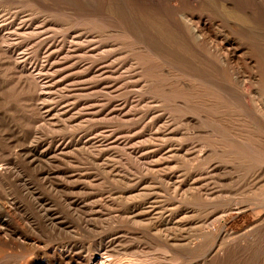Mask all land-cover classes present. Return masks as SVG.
<instances>
[{"label":"rangeland","instance_id":"374dc122","mask_svg":"<svg viewBox=\"0 0 264 264\" xmlns=\"http://www.w3.org/2000/svg\"><path fill=\"white\" fill-rule=\"evenodd\" d=\"M250 7L248 0H0V28L5 27L6 31L2 32L10 34L11 30L12 35L15 28L6 29L10 25L25 30L20 37L14 33L15 39L9 37V43L14 39L10 43L12 46L0 42V88L9 77L17 78L12 68L14 66L19 70L15 64L28 69L32 67L38 72L33 71L37 83L41 81L43 86L47 84L50 87L46 91L32 93L28 90L25 93L33 98L37 116L41 117L32 130L22 123L26 117L20 120L15 114L16 110L22 116L27 114L26 107L20 106L16 98H6L0 91V168L5 171L3 183L33 220L31 227L21 229L22 236L31 242L21 239L23 243H12L0 239V264H92L99 257L97 248L102 241L115 237L123 240V244H129L131 250L125 255L123 251H119L118 255L111 254L113 259L117 256L129 259L130 256L148 264H170L172 260L182 264H200L197 258H187L182 246H175L177 257L173 259L171 252L165 249L168 253H164L161 246L163 239H157L149 231L154 222L156 225L161 222L159 227L163 229V223L172 217L176 223L190 222L197 214L192 209L198 210L199 206L201 209L198 212L211 220L222 211L221 208H232L224 216L222 214L218 222L214 220L211 227L225 226L229 235L224 240L232 245L246 231L250 233L247 236L251 240L256 232L252 227L258 224L256 229L262 234L258 236L261 245L257 241L255 250L251 254L245 253L239 264H264V221L259 224V217L264 219V210L258 209L256 214L252 206L244 209H237L238 205L229 206L230 203L243 202L241 196L234 198L235 193H231L227 180L231 176L229 168H232V173L241 175L243 172L236 167L237 160H220L215 155L204 158L205 153L219 154L218 151L222 150V147L217 149L208 145L209 137L221 132L216 131L219 113L210 116L211 119L204 110L208 108H200L196 113L177 114L178 111L170 104L158 102L160 98L136 83L140 79L139 72H144L141 59L150 57L149 71L155 69L154 76L166 88L192 81L202 93L212 92L209 93L212 101L216 98L228 104L229 116L225 119L246 130L232 131V135L255 136L248 142L239 140L237 146L254 147L253 154L262 155L261 162L250 161L252 165L248 167L256 169L259 163L263 169L258 173L263 174L264 90L246 80L242 73L252 74L254 71L250 65L253 58L264 57V17L252 15ZM192 29L197 33L212 34L211 37L221 44L232 42L237 54L232 60L234 69L230 70L229 78L224 77L220 69L199 60L195 43L189 37ZM18 60H22L21 63ZM37 67L42 70L38 71ZM149 108L153 114L145 116ZM160 116L167 117L169 124H154ZM233 137H230L231 142H234ZM41 141L54 146L55 156L50 159L40 157L41 161L32 167L27 154L35 143ZM46 169L53 172L57 187L39 183ZM236 173L233 175H238ZM173 181L180 182L182 188L175 186ZM195 188L207 190L211 197L199 206L178 202L182 195L191 193ZM4 191L0 187V196L4 195ZM86 193L99 194L98 198L113 202L118 208H105L103 218L90 219L83 209L68 208L70 201L84 198ZM260 194L264 196V187ZM37 197L54 214L55 222L59 226L65 225L68 230L45 228L48 221L43 217ZM174 209H177L176 214ZM121 213L123 219H117ZM179 234L180 231H176L170 237L179 239ZM66 242L75 246L73 254L68 255L70 259H62L57 252ZM137 246L141 248L136 250ZM143 251L146 253L142 256L140 253L143 254Z\"/></svg>","mask_w":264,"mask_h":264},{"label":"bare ground","instance_id":"6f19581e","mask_svg":"<svg viewBox=\"0 0 264 264\" xmlns=\"http://www.w3.org/2000/svg\"><path fill=\"white\" fill-rule=\"evenodd\" d=\"M251 7V14L254 16H261L264 17V4H262V2H264V0H248ZM121 3V2H120ZM129 3V2H128ZM206 3V2H205ZM102 4V3H101ZM148 4V3H147ZM157 4V3H156ZM214 4V3H213ZM103 5V4H102ZM108 5V4H107ZM109 6V5H108ZM231 6V5H230ZM110 8V7H109ZM204 8V7H203ZM106 9V8H105ZM228 9V8H227ZM109 10V9H108ZM206 10V9H205ZM140 11V10H139ZM227 11V10H226ZM240 11V10H239ZM244 11V10H243ZM112 12V11H111ZM110 12V13H111ZM131 12V11H130ZM143 12V11H142ZM224 12V11H223ZM235 12V11H234ZM249 12V11H248ZM34 13V12H33ZM32 13V14H33ZM161 13V12H160ZM183 13V12H181ZM202 13V12H201ZM199 13V14H201ZM239 13V12H238ZM184 14V13H183ZM237 14V13H236ZM240 14V13H239ZM242 14V13H241ZM28 15V14H27ZM113 15V14H112ZM147 15V14H146ZM181 15V14H180ZM188 15V13H187ZM64 16V15H63ZM182 16V15H181ZM238 16V15H237ZM125 17V16H124ZM236 17V15H235ZM119 19V16H118ZM187 19V18H186ZM190 19V18H189ZM259 19V18H258ZM122 20V19H121ZM243 20V19H242ZM259 21V20H258ZM49 22V21H48ZM128 22V21H127ZM184 22V21H183ZM188 22V21H187ZM198 22V21H197ZM112 23V22H111ZM139 23V22H138ZM12 24V23H11ZM62 24V23H61ZM136 24V23H135ZM231 24V23H230ZM125 25V24H124ZM133 25V24H132ZM140 25V24H139ZM192 27L193 24L191 23ZM200 25V24H199ZM203 26V25H202ZM232 26V25H231ZM174 27V26H173ZM188 27V26H187ZM217 27V26H216ZM5 27H1L0 28V37L1 40L0 42L3 43H8L9 45H11V41L15 39L14 35L16 36H22L24 35V31L23 29H21L20 27H13L12 25H10V27L6 26V29H13V33L11 35V30H10V34H5L2 31L4 30ZM17 28V29H16ZM120 28V27H119ZM207 30L209 29L208 26L206 27ZM72 30V29H71ZM103 30V29H102ZM122 30V29H121ZM5 31V30H4ZM81 31V30H80ZM100 31V30H99ZM114 31V30H113ZM128 31V30H127ZM252 31V30H251ZM6 32V31H5ZM116 32V31H114ZM226 32V31H225ZM26 33V32H25ZM145 33V31H144ZM179 33V32H178ZM203 33V34H202ZM200 32L197 33V31H195L194 29L189 31L190 34V38L192 39L191 42L195 43L196 49L198 51L199 55V60H204L208 66H213L214 69H217L221 71V74L226 77L229 78L230 77V70L234 69V65L232 64V60L235 56L236 50L235 48L229 43H218L215 39H213L211 37V35H207L204 34V32ZM28 35V33H26ZM25 34V35H26ZM93 34V33H92ZM31 35V34H30ZM35 35V34H34ZM110 35V34H109ZM179 35V34H178ZM13 37L14 39H12L9 43V37ZM111 36V35H110ZM187 36V35H186ZM105 37V36H104ZM119 37V36H118ZM128 37V36H127ZM184 37V36H182ZM124 38V37H122ZM185 39V38H184ZM222 39V38H221ZM261 39V38H260ZM19 40V38H18ZM138 40V39H137ZM126 42V41H125ZM152 42V41H151ZM228 42V40H227ZM263 42V41H262ZM261 42V43H262ZM16 43V42H15ZM24 43V42H23ZM119 43V42H118ZM20 44V43H18ZM136 44V43H135ZM146 44V43H145ZM148 44V43H147ZM151 45V44H150ZM189 45V44H188ZM8 46V45H7ZM12 46V45H11ZM16 46V45H15ZM14 46V47H15ZM22 46V44H21ZM25 46V44H24ZM23 46V47H24ZM137 46V45H136ZM149 46V45H148ZM158 46V45H157ZM165 46V45H164ZM263 46V43H262ZM6 47V45H5ZM10 47V46H9ZM9 47H7V50L9 49ZM18 47V46H17ZM106 47V46H105ZM104 47V48H105ZM124 47V46H123ZM126 47V46H125ZM143 47V46H142ZM162 47V46H161ZM20 48V47H19ZM112 48V47H111ZM151 48V47H150ZM251 48V47H250ZM18 49V48H17ZM22 49V48H21ZM115 49V48H114ZM129 49V48H128ZM148 49V48H147ZM3 50V49H2ZM112 50V49H111ZM170 50V49H169ZM173 50V49H172ZM171 50V51H172ZM179 50V49H178ZM1 51V50H0ZM4 51V50H3ZM129 51V50H128ZM131 51V50H130ZM136 51V50H135ZM152 51V50H151ZM170 51V52H171ZM180 51V50H179ZM189 51V50H188ZM5 53L6 50L4 51ZM123 52V51H122ZM145 52V51H144ZM153 52V51H152ZM240 52V51H239ZM197 53V52H196ZM174 54V53H173ZM7 55V54H6ZM114 55V54H113ZM112 55V56H113ZM163 55V54H162ZM168 55V54H167ZM171 55V54H170ZM10 56V55H9ZM117 56V55H116ZM169 56V55H168ZM188 56V55H187ZM260 56V55H259ZM15 57V56H14ZM21 57V56H20ZM137 59V56H135ZM179 57V56H178ZM22 58V57H21ZM150 58V57H149ZM147 57L144 58H140L141 59V63L143 64V73H140V79L138 78L136 80L137 86H141V88H146L148 90H150V92L152 94H154V96L160 98V100L158 102H161L163 104L164 103H168L171 105V107L175 108L179 114V112L181 114H185L188 112L193 113V112H197L200 108H208V109H204L207 112V117L209 119L210 116H214L217 113L218 117H220V120H218V127L216 128V131H221L219 132L216 136L213 137H209L210 139H208V145L211 147H215L218 149V147H222V150L218 151L219 154L216 152H211L210 154L205 153V157L208 156L209 158L213 155H215L217 158H219L220 160H230L231 158L237 160V166L238 169L243 172H241L239 175V173H232V168H229V172L231 176L228 177V181H229V187L231 190V193L234 192L235 194L233 195L234 198L237 196H241L243 198V202L240 203H230L229 206L232 205H238L237 209H244V208H249V207H253L256 214L259 213L258 209H262L264 210V196H261L260 194V190L263 189L264 187V173L263 174H259L258 170H262L263 167L261 166L259 169L258 168V164L255 166V168L253 167H248L252 165V162H256V161H260L261 162V158L262 155L258 154V155H254L253 154V148H248L245 145H241V146H237V142H239V140H243L244 142H248L250 140H252L251 138H253V136H242V134H233L232 135V131H246L245 129H242L240 127V125L238 126V124H233L231 123L229 120H226L225 118L228 117V107L227 105L221 100H211L209 98V93L212 92H208V94H206V92L202 93V91L199 90V86L197 84H195L194 82L190 81V82H181V86H179V84L177 85V87H172V88H166L165 85H163V83H160V80L154 76V74L156 73V70L153 69L151 71H149L150 66H151V59H149ZM163 58V57H162ZM181 58V57H180ZM186 58V56H185ZM195 58V57H194ZM264 58V57H262ZM260 58H253V63L250 65V67H252L253 69V73L252 74H247L246 72H243V76L246 80H248L250 83H255L256 85H258L257 87H262V89L264 90V60ZM131 59V58H130ZM170 59V58H169ZM197 59V58H196ZM129 60V59H128ZM168 60V59H167ZM171 60V59H170ZM198 60V59H197ZM21 63L22 60H18V63ZM135 61V60H134ZM156 61V60H155ZM239 61V60H238ZM130 62V61H129ZM180 62V61H179ZM198 62V61H197ZM24 63V62H22ZM137 63V62H135ZM134 63V64H135ZM163 63V62H162ZM190 63V62H188ZM240 63V62H237ZM6 64V62L4 63ZM15 64V63H14ZM132 64V63H131ZM156 64V63H155ZM3 65V64H2ZM17 65L16 67H19V70L14 66H12V68H14L16 74H17V78L16 77H9V79L1 86V94L6 95V98H16L17 102L20 106L22 107H26L27 111L25 113V115H20V111L16 110L15 114L20 118L22 117H26L25 119H23V124H26L29 128H31V130L35 127V125L40 121L41 117L37 116V110L36 107L34 108L33 106V98L31 97V99L29 97H27L25 95L26 92H28V90H30L32 93H36L38 90L40 91H46L47 89H50V87L46 85L43 86V82L40 81V83H37V80L35 78V75L33 73L32 67L30 69H28L26 66L24 65ZM118 65V64H117ZM161 65V63H160ZM165 65V63H164ZM189 65V64H188ZM140 66V65H139ZM172 66V65H169ZM196 66V65H194ZM38 71L39 70V67ZM114 68V67H113ZM137 68V67H136ZM158 68V67H157ZM174 68V67H173ZM194 68V67H193ZM35 69V68H34ZM105 69V68H104ZM168 69V68H167ZM199 69V68H197ZM10 70V69H9ZM119 70V69H118ZM136 70V69H135ZM137 70H140L139 68ZM142 70V69H141ZM37 72V71H36ZM13 73V72H12ZM26 73V74H25ZM38 73V72H37ZM134 74V72H132ZM161 73V72H160ZM36 74V73H35ZM108 74V73H107ZM138 74V73H137ZM135 74V76L137 75ZM215 74V73H214ZM9 75V74H8ZM157 75V74H156ZM195 75V74H194ZM37 76V74H36ZM138 76V75H137ZM151 77V78H148ZM169 76V75H168ZM197 76V74H196ZM215 76V75H214ZM242 76V77H243ZM39 77V76H38ZM139 77V76H138ZM177 77V75H176ZM128 78V77H127ZM126 78V79H127ZM134 78V77H132ZM137 78V77H136ZM188 78V77H187ZM190 78V77H189ZM201 78V77H199ZM206 78V77H204ZM4 80L6 79V76L3 78ZM135 79V78H134ZM133 79V80H134ZM183 79V77H182ZM192 79V78H191ZM190 79V80H191ZM167 81V80H166ZM174 81V80H173ZM180 81V80H179ZM120 82V81H119ZM141 82V83H140ZM1 83V82H0ZM134 83V82H133ZM141 85H140V84ZM177 83V81H176ZM120 84V83H119ZM246 85V84H245ZM255 85V87H256ZM173 86V85H172ZM252 86V85H251ZM135 87V86H134ZM212 87V86H211ZM256 87V88H257ZM213 88V87H212ZM207 89V88H206ZM260 89V90H262ZM213 90V89H212ZM221 90V89H220ZM246 91V90H245ZM227 92V91H226ZM31 93V96H32ZM115 93V92H114ZM221 93V92H220ZM219 93V94H220ZM47 95V93H46ZM146 95V94H145ZM149 95V94H148ZM42 96V95H41ZM102 96V95H101ZM132 96V95H131ZM147 96V95H146ZM152 96V95H150ZM215 96V95H214ZM48 97V95H47ZM130 97V96H129ZM148 97V96H147ZM227 97V96H226ZM36 98V97H35ZM40 98V97H39ZM157 98V99H158ZM151 99V98H150ZM155 99V100H157ZM229 99V98H228ZM154 100V101H155ZM103 101V100H102ZM125 101V100H124ZM129 101V100H128ZM147 102V101H146ZM257 102V100H256ZM263 102V101H262ZM150 103V102H149ZM155 103V102H154ZM114 104V103H113ZM137 104V103H136ZM36 105V104H35ZM233 105V104H231ZM135 107V106H134ZM230 107V105H229ZM262 107V106H261ZM172 108V109H173ZM231 108V107H230ZM40 109V108H39ZM137 109V108H136ZM232 109V108H231ZM155 110V109H154ZM170 110V108H169ZM22 111H24L22 109ZM233 111V110H232ZM137 112V111H136ZM143 112V111H142ZM244 112V111H243ZM122 113V112H121ZM167 113V112H166ZM171 113V112H170ZM153 114L152 110L149 108L147 110V112L145 113V116ZM174 114V113H173ZM3 115V114H2ZM116 115V114H115ZM167 115V114H166ZM197 115V114H196ZM235 115V114H234ZM66 116V115H65ZM178 116V115H176ZM240 116V115H239ZM122 117V116H121ZM170 117V116H169ZM180 118V117H179ZM235 118V117H234ZM43 119V118H42ZM157 119V118H156ZM155 119L154 124H158L161 123L163 125H165V123L169 124V120L167 117H159L157 120ZM44 120V119H43ZM181 121V120H180ZM190 121V120H189ZM192 121V120H191ZM243 121V120H242ZM176 122V121H175ZM198 122V121H197ZM215 122V121H214ZM216 122V123H217ZM236 122V121H235ZM67 123V121H66ZM195 123V122H194ZM53 126V125H52ZM155 126V125H154ZM174 126V124H173ZM59 127V126H58ZM61 128V127H60ZM63 128V127H62ZM150 128V127H149ZM180 129V128H179ZM170 130V129H169ZM182 130V129H181ZM223 131H228V133ZM249 131V130H247ZM202 132V131H201ZM31 134V133H30ZM33 135V134H32ZM228 136V137H227ZM233 137V141H230V137L232 139ZM176 137V136H175ZM204 138H207V136H202ZM226 137V138H225ZM255 137V136H254ZM259 137V136H258ZM261 139V137L259 138ZM236 141V142H235ZM264 141V140H263ZM244 142L242 144H244ZM252 142V141H251ZM203 143V142H202ZM36 145L31 148L29 150V153L27 155L29 158V165L34 167L36 166L38 162L41 161V159L39 160V158L43 157L44 159H50V157H54L55 156V148H53L54 146L52 145H46L45 143L43 144V142H39V143H35ZM204 144V143H203ZM221 144V145H218ZM46 146V147H45ZM264 147V146H263ZM40 149H43L42 152H39ZM263 149V148H262ZM264 150V149H263ZM179 151V150H178ZM208 151V150H207ZM135 152V151H134ZM255 152V151H254ZM27 153V151H26ZM25 154V153H24ZM103 154V153H102ZM208 154V155H207ZM256 154V153H255ZM104 156V155H103ZM180 156V155H179ZM186 156V155H185ZM62 157H66V156H62ZM68 157V156H67ZM169 157V156H168ZM120 158V157H119ZM184 158V157H183ZM52 159V158H51ZM203 159V158H201ZM68 160V159H66ZM207 160V159H206ZM216 160V159H215ZM191 161V160H190ZM212 161V160H210ZM51 162V161H50ZM204 162V161H202ZM225 161H222L221 163H224ZM228 162V161H227ZM125 163V162H124ZM207 163V162H206ZM226 163V162H225ZM230 164L232 162H229ZM236 163V162H235ZM16 164V163H15ZM14 164V165H15ZM128 164V163H127ZM145 164V163H144ZM228 164V165H230ZM262 164V163H261ZM1 165V164H0ZM236 165V164H235ZM4 166V165H3ZM13 166V165H12ZM234 166V163H233ZM16 167V166H15ZM248 167V168H246ZM209 168V167H208ZM246 168V169H245ZM250 168V170H249ZM253 168V170H252ZM4 169V168H3ZM0 168V187L2 189H4V195L0 196V239H4L6 241H10L12 243H19L22 242L24 240H28V238L26 239L24 236V234H21L22 231L21 229H25L32 225V219L30 217V214L28 213L27 209L23 206V204L17 199L16 196H14V194L11 193V191H9V189H7L6 185H4V173L5 171ZM131 169V168H130ZM244 169V170H243ZM248 169V170H247ZM47 170V169H46ZM159 170V169H158ZM215 170V169H214ZM219 170V169H218ZM252 170V171H251ZM256 170V171H255ZM40 171V170H39ZM235 171V170H234ZM239 171V172H240ZM246 171H249V173H247ZM264 171V170H263ZM143 172V171H142ZM15 173V172H14ZM199 173V172H198ZM227 173V172H226ZM238 174V175H233V174ZM243 173V174H242ZM43 176L40 177L39 183L41 185H49L52 186V188L57 187L54 178L52 177L53 172L52 171H44ZM228 174V173H227ZM6 175V174H5ZM23 175V174H22ZM64 175V174H63ZM198 176V175H197ZM236 176V177H235ZM71 177V176H70ZM120 177V176H119ZM235 177V180H234ZM80 178V177H79ZM54 180V181H53ZM172 180V179H171ZM191 180V179H190ZM226 180V179H225ZM53 181V183H52ZM226 182V181H225ZM180 183V182H179ZM179 183H176L173 181V184L175 186H180L181 185ZM182 184V183H181ZM188 184V183H187ZM193 184V183H192ZM208 186V185H207ZM25 187V185H24ZM77 187V186H76ZM214 187V186H213ZM70 188V187H69ZM182 188V187H181ZM189 188V187H188ZM66 189V188H65ZM74 189V188H73ZM190 189V188H189ZM55 190V189H54ZM72 190V189H71ZM128 190V189H127ZM183 190V189H182ZM33 191V190H32ZM31 191V192H32ZM207 191V190H206ZM205 190L201 189V188H195L194 191H192L191 193L187 194L185 193V195H182L181 198L178 200V202L180 204H186L189 202L193 203L192 205L194 206H199V204H201L202 201L208 200L210 196V194H208V192H206ZM255 191H257L255 193ZM130 192V191H129ZM88 193V192H87ZM86 193V194H87ZM33 194V192H32ZM182 194V193H181ZM184 194V193H183ZM228 194H230L228 192ZM233 194V193H232ZM99 195V194H98ZM97 194H87L85 195L84 198L81 199H77V201L73 200L70 201L68 203V208H72L73 210H78L83 209V213H85V216L90 218H94V217H102L103 214L102 212L105 210H108V207L111 208L112 210H116L117 205H115L113 202H106L104 199L98 198ZM33 196V195H32ZM31 196V197H32ZM37 196V195H36ZM65 197V196H63ZM76 197V196H75ZM102 197V196H101ZM170 197V196H168ZM173 197V196H172ZM36 198V197H35ZM34 198V199H35ZM67 198V197H66ZM64 198V200L66 199ZM94 198L93 200L88 201L89 199ZM232 198V197H231ZM37 199L39 200V206L41 208V211L44 212V218L46 219V221H48L47 225L45 226V228H48L50 230H54V231H63V230H68L66 228L65 225L63 226H59L58 223L55 222L54 217H53V213L46 208V205L43 203L44 201L42 199H40L39 197H37ZM70 199V198H67ZM238 199V198H237ZM87 201V203H85ZM238 201V200H237ZM66 202V201H65ZM175 202V201H173ZM177 202V203H178ZM207 202V201H206ZM38 203V202H37ZM67 203V202H66ZM36 204V203H35ZM67 205V204H66ZM131 205V204H130ZM174 205V204H173ZM188 205V204H187ZM210 205V204H209ZM121 206V205H120ZM182 207V206H181ZM184 207V205H183ZM162 209V208H161ZM191 209V208H190ZM199 209H201V207L199 206ZM198 209V210H199ZM232 208H226V209H220L222 210L219 213H216V217L214 218V220L216 222H218L221 217L222 214L224 216L225 212H228V210H231ZM120 210V209H119ZM157 210V209H156ZM198 210H193L192 211H197L196 216L190 221V222H177L173 221L172 218L167 219L166 223L164 222V228H160L159 224L156 225V222L153 223L152 225V229H149L150 232H153L154 236L159 239V237H161L163 243H162V248L164 253L167 252L165 251L168 250L169 252H171L175 259L176 256V247L175 246H182L183 250L185 252V255H187V258H197L200 262V264H239V262L243 259V256H245V253L251 254L253 250H255L256 246H257V241H258V236H262V234H259V231L257 228L258 224H253L254 226L252 227L253 230H256L255 233H253V238L250 240V238L247 236L248 234L250 235V233H248V231L242 233L239 237L240 240L235 244L232 245L230 243H227L224 239H226L229 235L228 231L226 230L225 226L219 227L217 226L215 229L211 228L213 226V224L215 223L214 220H211L210 217H205L202 216V213H200V211L198 212ZM39 211V212H41ZM81 211V210H80ZM121 211V210H120ZM177 211V209H174L175 213ZM190 211V212H192ZM105 212V211H104ZM108 212V211H107ZM124 212V211H123ZM186 212V209H185ZM189 212V213H190ZM116 213V212H115ZM182 213V212H181ZM200 213V214H199ZM112 214V211H111ZM128 214V213H127ZM126 214V215H127ZM176 214V213H175ZM174 214V216H175ZM188 214V213H186ZM264 214V213H263ZM125 215V213H124ZM189 215V214H188ZM187 215V216H188ZM109 216V215H108ZM123 213L120 214V216L117 218L115 217V219H120L122 218ZM179 216V215H177ZM183 216V215H182ZM261 216V215H260ZM85 217V218H86ZM147 217V216H145ZM103 218V217H102ZM105 218V217H104ZM261 220H259V224L262 223L264 221V219H262L261 217H259ZM111 219V218H110ZM123 219V218H122ZM183 219V218H182ZM92 220V219H91ZM114 221V220H113ZM112 221V222H113ZM147 221V220H146ZM158 221V220H157ZM165 221V220H164ZM135 223V221H133ZM257 222V221H256ZM149 223V222H148ZM158 223V222H157ZM36 225V224H35ZM88 225V224H87ZM122 225V224H121ZM150 225V226H151ZM188 225L190 227H188ZM34 226V224H33ZM33 226L31 229H33ZM91 227V226H90ZM251 227V226H250ZM249 227V228H250ZM37 228V226L35 227ZM30 229V228H29ZM37 230V229H36ZM35 230V231H36ZM110 230V229H109ZM176 231H180L179 239L176 238H172L170 237L171 234H173ZM185 231H189L192 232V234H185ZM112 232V231H111ZM115 232V231H114ZM110 233V232H109ZM113 233V232H112ZM116 234V232H115ZM152 234V235H153ZM107 235V234H106ZM232 236V235H231ZM24 237V238H23ZM103 237V236H102ZM101 237V238H102ZM107 237V236H106ZM122 237V236H121ZM109 238V237H108ZM120 238V237H119ZM139 238V236L137 237ZM141 238V237H140ZM143 238V237H142ZM262 238V237H261ZM21 239H23V241H21ZM107 239V238H106ZM106 239H102V243L99 245V257L96 258L95 260H93L92 264H148V263H143V262H138L136 259L134 258H130L129 259L125 258V256H123L121 259L120 257H116L113 259V257L111 258V254H116L118 255V253H120L119 251H123L124 255L126 252H130L129 249L131 250V248H129V244L128 246L126 244H123L122 242H124L123 240H119L118 238H110L108 239V241ZM147 239V238H146ZM101 240V239H100ZM194 240H196V242H194ZM260 240V239H259ZM30 241V240H28ZM132 241V240H131ZM153 241V240H152ZM31 242V241H30ZM65 242V241H64ZM76 242V241H75ZM140 242V241H139ZM143 242V241H142ZM141 242V244H142ZM145 242V241H144ZM78 243V242H77ZM99 243V242H98ZM149 243V242H148ZM259 243V241H258ZM25 244V243H24ZM41 244V243H39ZM64 244V243H63ZM79 244V243H78ZM145 244V243H144ZM147 244V243H146ZM260 244V243H259ZM27 245V244H26ZM29 245V244H28ZM143 245V244H142ZM149 245V244H148ZM147 245V247H148ZM151 245V244H150ZM261 245V244H260ZM258 245V246H260ZM25 246V245H24ZM140 246V245H139ZM35 247V246H34ZM84 247V246H83ZM98 247V246H97ZM58 248V247H57ZM56 248V249H57ZM59 251L58 254L59 256L62 257V259H67V257L69 258L68 255H72L73 252L75 251V246L74 244L71 243H65L64 245L59 247ZM82 248V247H81ZM141 247H136V250H139ZM159 248V245H158ZM155 248V249H158ZM258 248V247H257ZM151 249V248H150ZM144 250V249H143ZM159 250V249H158ZM53 251V250H52ZM40 252H42V250H40ZM39 252V253H40ZM47 252V251H46ZM55 252V251H54ZM53 252V253H54ZM142 252V249H141ZM161 252V249L160 251ZM37 253V255L39 254ZM45 253V252H44ZM49 253V252H48ZM56 253V252H55ZM85 253V252H84ZM140 253V252H137ZM146 252L143 251V254L140 253V255H144ZM162 253V252H161ZM160 253V254H161ZM168 253V252H167ZM166 253V257L167 256ZM42 254V253H41ZM122 254V252H121ZM132 254V253H131ZM245 254V255H244ZM120 255V254H119ZM130 255V254H127ZM138 255V254H137ZM165 255V254H164ZM147 255H145L146 258ZM49 257V256H48ZM127 257V256H126ZM136 257V256H135ZM75 258V257H74ZM137 258V257H136ZM148 258V257H147ZM146 258V259H147ZM151 258V257H150ZM70 259V258H69ZM72 259V258H71ZM77 259V258H76ZM158 259V258H157ZM177 259V258H176ZM51 260V259H50ZM90 260V259H89ZM142 260V259H141ZM148 260V259H147ZM49 261V260H48ZM52 261V260H51ZM92 261V260H90ZM84 262V261H83ZM87 262V261H86ZM89 262V261H88ZM62 263V262H60ZM72 263V262H71ZM157 263V262H156ZM20 264V263H19ZM49 264V263H48ZM55 264V263H54ZM59 264V263H58ZM69 264V263H68ZM158 264V263H157ZM170 264H182L179 261L176 260H172L170 262ZM184 264V263H183Z\"/></svg>","mask_w":264,"mask_h":264}]
</instances>
